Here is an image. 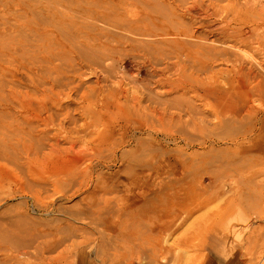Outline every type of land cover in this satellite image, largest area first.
<instances>
[{"label":"rangeland","instance_id":"374dc122","mask_svg":"<svg viewBox=\"0 0 264 264\" xmlns=\"http://www.w3.org/2000/svg\"><path fill=\"white\" fill-rule=\"evenodd\" d=\"M8 23L14 30L0 33V264L25 261L48 241L58 242L51 264H264V122L253 147L233 144L251 125L244 113L253 102L251 113L264 112V98L246 97L254 84L230 62L242 49V61L264 63V0H0V29ZM85 23L95 29L81 35ZM43 24L54 34L48 51L62 52L51 65L29 46L26 28ZM181 24L188 36L164 33ZM241 30L245 44L235 40ZM202 35L226 55L176 50ZM17 39L25 44L12 56ZM206 64L213 75L197 78L205 88L176 87ZM237 106L243 119L231 121Z\"/></svg>","mask_w":264,"mask_h":264},{"label":"bare ground","instance_id":"6f19581e","mask_svg":"<svg viewBox=\"0 0 264 264\" xmlns=\"http://www.w3.org/2000/svg\"><path fill=\"white\" fill-rule=\"evenodd\" d=\"M181 1V0H180ZM196 1V0H195ZM198 1V0H197ZM172 2V1H171ZM194 2V1H193ZM200 4H202V3H200ZM171 5H175L176 6V4H171ZM185 5H186V2H185ZM188 6V5H187ZM186 7V6H185ZM185 7H182L183 9L185 8ZM191 7H194V5H193V3H192V5H191ZM201 7V6H200ZM203 7V6H202ZM181 8V9H182ZM182 9V10H183ZM186 9V8H185ZM188 10H190V8L188 7L187 8ZM196 8L194 7V9H191L192 11L193 10H195ZM191 10H190V12H191ZM186 11V10H185ZM196 11V10H195ZM205 11V10H204ZM87 12V11H86ZM183 13H187V14H189V12H184V11H182ZM197 12V11H196ZM97 13V15H98V18L100 19V21H102L103 20V17H104V14H102V13H100V12H96ZM205 13V12H204ZM58 14V16H57V18H58V20H62L63 19V14L62 15H59V13H57ZM89 14H90V12H87V13H85V17H87V18H89ZM196 15H197V13H195ZM91 15H93V14H91ZM189 15H191V14H189ZM188 15V16H189ZM64 16H65V14H64ZM92 17V16H91ZM192 16H190V18H191ZM95 18H97V16L95 17ZM95 20H97V19H95ZM153 24H154V26L155 25H158V24H156L155 22H152ZM161 23V22H160ZM159 23V24H160ZM180 23V22H179ZM248 23H250V22H248ZM94 24V23H93ZM92 25V24H91ZM91 25H89V24H87V23H85V24H82V26L80 27V28H78V30L80 31V34H81V30L83 29L84 30V34H85V32L87 33V31H89V30H94L95 28H91L90 26ZM188 25V24H187ZM148 26V25H147ZM48 27V24H43L42 26L41 25H38L37 27H34V28H31V27H27L26 29L28 30V33L30 34L29 36H31V35H33L34 37H33V42L32 43H34L35 45H33L32 43H30L29 42V46H33V48L34 49H37V48H39L40 47V49H38V52L39 53H41V54H43L44 55V57H45V59L48 61V63H50V65L51 64H54V60L55 59H57L58 58V56H60L61 55V53L62 52H60V54L59 53H55V55H52L51 54V52H49L48 50H50L51 49V40L52 39H54L52 36L54 35L53 34V31L52 32H50L49 33V36H46L47 35V28ZM150 25L148 26V27H146V29L144 30V32H148L149 30H150ZM153 27V26H152ZM206 27V26H205ZM24 28V27H23ZM169 27H167L166 28V30H164V33H168V32H170V31H174V29L177 31H174V32H176V35H189L188 34V30H186L185 28V24H181L179 27H172V29L171 28H169ZM246 28H247V26H246ZM89 29V30H88ZM186 31H185V30ZM191 29V28H190ZM209 29V28H208ZM253 29V28H252ZM14 30V25L13 24H10V23H8V24H4V26L0 29V33L1 34H3V33H7V34H9V33H11L12 31ZM232 30V29H231ZM235 30V29H234ZM194 31V30H193ZM193 31H192V29H191V32H189V33H191L190 34V36L191 37H193V36H195L194 35V33H193ZM213 31V30H212ZM212 31H211V33H212ZM221 31H222V29H221ZM235 31H237V30H235ZM239 31V30H238ZM25 32V31H24ZM210 32V31H209ZM217 32V31H216ZM79 33V32H78ZM215 33V32H214ZM244 33H246V32H242V30H241V33H236L237 34V36L235 35V33L234 34H231L230 36L232 37V36H236L237 37V39H235L236 41L237 40H239L240 41V44L241 43H243L244 42V44H245V39H247L248 38V36H246L247 38H243L242 37V35L244 36L245 34ZM103 35H104V33H102ZM82 35V34H81ZM141 36H143L144 34H140ZM164 35V34H163ZM225 35H227V34H225L224 32L222 33V32H218V40H219V42H221V45H222V43H226V41H224V39H225ZM249 35V34H248ZM217 36V35H216ZM32 37V36H31ZM35 37H37V38H35ZM93 37H95L96 39V41H100V37H97L96 36V34H94V36ZM93 37H91V38H93ZM206 36L204 35V37H203V35L202 36H198V38H197V36H196V38L199 40V41H197L198 43H185V42H181L177 47H178V49H176L177 51L179 50V53L180 52H182V53H188V54H190V53H200V54H203V52H204V55H205V53H206V55H207V57L206 58H211V59H216L217 58V56H220L221 57V54L222 53H224L225 55H226V49H225V51H223V49H221V47L220 46H217V47H215V48H212V46H211V48H209V46H208V44L205 46V44L204 43H202L201 42V40H203V39H206L205 38ZM230 37V38H231ZM250 37V36H249ZM213 38V37H212ZM234 38V37H233ZM254 39V38H253ZM44 40H46V41H44ZM115 40V39H114ZM257 40V39H256ZM116 42H118L117 40H115ZM193 41V40H192ZM229 41V40H228ZM233 41H234V39H233ZM148 42V41H147ZM238 42V41H237ZM25 44L24 43V41H21V40H19V39H17L16 41H15V43L10 47V49H9V52H10V54L13 56V55H19L20 54V52H21V50H22V48H23V46H21V44ZM71 43V42H70ZM149 43V42H148ZM233 44H234V42H232ZM58 44L59 45H62V43L60 42V41H58ZM237 44V43H236ZM236 44H234V45H236ZM250 44V43H249ZM239 45V44H238ZM233 46V45H232ZM242 46V45H241ZM244 46H246V45H244ZM42 47H45L47 50H42ZM220 47V48H219ZM236 47V46H235ZM223 48V47H222ZM225 48V47H224ZM237 48V47H236ZM239 48V47H238ZM237 48V49H238ZM235 49V48H234ZM234 49H233V51H234ZM229 50V49H228ZM240 50V49H239ZM239 50H237L238 52H240ZM238 52H236V50L234 51V54L232 55V56H234V58L232 59V58H229V56H228V58L229 59H232L230 62L232 63L231 65H232V67L235 69V73L237 74V76L238 75H240L239 77L241 78V79H239V80H242V82L243 83H246V85L248 84V85H252V84H254V86H252V87H248V89L247 90H245L246 91V93H245V95H246V97L247 98H249L250 100H251V102H252V97L253 96H257L258 98H264V63H262V62H258V61H256L255 59L253 60V57H252V60H249V61H242V59H241V57H239L238 56ZM45 53V54H44ZM176 53V52H175ZM178 53V52H177ZM176 53V54H177ZM240 53H242V52H240ZM239 53V54H240ZM48 54H51V56L50 55H48ZM232 54V53H231ZM178 55V54H177ZM196 55V54H195ZM203 55V56H204ZM205 55V56H206ZM242 54H240V56H241ZM188 56V55H187ZM189 57H191V56H189ZM188 57V58H189ZM198 57V56H197ZM223 57V56H222ZM227 57V56H226ZM231 57V56H230ZM244 57H245V54H244ZM250 57V59H251V56H249ZM248 57V58H249ZM219 58V57H218ZM225 58V57H224ZM224 58H223V60H224ZM228 58H226V59H228ZM192 59V58H191ZM244 59V58H243ZM245 59H246V57H245ZM219 60V59H218ZM211 61V60H210ZM217 60H215L214 62H216ZM220 61H221V59H220ZM229 61V60H228ZM205 62V61H204ZM222 62V61H221ZM207 63V62H206ZM205 64V63H204ZM164 68V67H163ZM193 72H194V74H196V76H193L194 74L193 73H191L190 75H188L187 77H183L182 79H179L178 81H177V83H176V85H178V86H176V87H178V89H180V90H185L188 86H192V85H197L198 86V88L200 87V86H202V88H205V86L204 85H202L201 84V82H198V76H199V72H203V73H205V72H209V73H211L212 75H213V73H214V68L212 67V65H200V66H196V68L193 70ZM162 74V73H161ZM207 74V73H206ZM235 75V74H234ZM66 78H68V77H66ZM236 78V77H235ZM70 79V78H69ZM21 80V79H20ZM24 80V79H23ZM22 80V81H23ZM38 80V79H37ZM36 80V81H37ZM66 81L68 82V79H66ZM23 83H25V82H23ZM26 84V83H25ZM234 84V83H233ZM35 85H36V82H35ZM247 85V86H248ZM212 87V86H211ZM201 89V88H200ZM208 91V90H207ZM207 91L205 90V92L207 93ZM227 92H229L230 94L231 93H234L235 94V91H233V90H227ZM123 93V92H122ZM211 92L209 91V93H207V94H209V95H211L210 94ZM217 93V92H216ZM120 94V93H119ZM219 94H222V93H220L219 92ZM113 96H116L117 95V93L116 92H113V94H112ZM121 95V94H120ZM123 95V94H122ZM256 97V98H257ZM217 99V98H216ZM138 100V99H137ZM224 100V99H223ZM248 101V100H247ZM255 101V100H254ZM261 101V100H260ZM218 102V101H217ZM224 102V101H223ZM251 102H250V104H251ZM262 102H264V101H262ZM261 102V103H262ZM254 103V102H253ZM252 103V104H253ZM140 104V103H139ZM251 104V105H252ZM262 104H264V103H262ZM224 105V104H223ZM248 105L249 104H247V107H248ZM249 106V107H251V108H248V111L246 112V113H244V115L246 116V117H251L250 119H251V125L247 128V133L246 134H243L242 135V138H236V139H234V141H233V144L235 145V146H239L240 144H241V142L242 143H246V140L249 142V145L251 146V147H253L252 146V144L251 143H253V141H254V138H252V136L255 134V132L257 131V130H259L258 129V125H259V122H264V112H262V113H258V112H256V114H254V112L253 113H251L250 112V110L252 109V106ZM253 106H254V104H253ZM43 108L44 109H46V107H43V106H39L38 107V111H42L43 110ZM254 109V108H253ZM262 109H264V108H262ZM241 110H242V107H240V106H237L236 108H234L233 109V112L231 113V115H228V116H231V121H242V119H243V117H242V119L240 118V119H238V117L240 116V114H243V113H241ZM225 111V110H224ZM259 115V116H258ZM105 115H103V114H99V119H100V122H103V123H105L106 122V118L104 117ZM245 117V118H246ZM223 119V118H222ZM221 120V119H220ZM221 122V121H220ZM223 122V121H222ZM224 122H226V121H224ZM223 122V123H224ZM227 122H228V120H227ZM235 123V122H234ZM239 123V122H238ZM106 124V123H105ZM218 124V123H217ZM240 124V123H239ZM224 125V124H223ZM216 126H218V125H216ZM221 127V126H220ZM223 127V126H222ZM193 138V137H192ZM79 140V139H78ZM198 140V139H197ZM72 142H74L73 140H72ZM79 143V142H78ZM55 144H57V143H55ZM74 144V143H73ZM212 144V143H211ZM224 144V143H223ZM231 145V144H230ZM57 146H59V145H57ZM262 150H259L258 152H264V148H261ZM83 155V154H82ZM80 157H82V156H80ZM87 158V157H86ZM85 159V158H84ZM68 175V174H67ZM72 176V175H71ZM65 177H67V176H65ZM142 197V199L145 201V200H149V199H147V195L145 196V195H143V196H141ZM150 201V200H149ZM100 211V210H99ZM119 218H121V217H118L117 218V220L119 219ZM123 218H124V216H123ZM122 219V218H121ZM120 219V220H121ZM125 219V218H124ZM128 219V218H127ZM131 220V219H130ZM129 220V221H130ZM121 221H123V220H121ZM120 221V222H121ZM119 222V223H120ZM125 222V221H124ZM123 222V224H125ZM134 222V221H133ZM122 223V222H121ZM127 224H128V221H127ZM126 224V225H127ZM51 233V235H55V233L54 232H50ZM56 247H58V242L57 241H48V242H44V246L41 248V250H43L42 252H39V253H37V254H35L34 256L33 255H28V253L27 252H25L26 253V259H25V261L24 260H22V261H18V263L17 264H23L24 262V264H37V263H34L35 261L36 262H38V263H40L41 262V264H42V262H45L46 261V263L47 264H51V263H53L55 260V257H52V256H49L50 255V253L53 251V250H55V248ZM57 249V248H56ZM47 253L46 255L47 256H45V253ZM44 253V254H43ZM53 253V252H52ZM58 256V255H57ZM29 258H33V262L32 261H29V260H27V259H29ZM4 259V258H3ZM24 259V258H23ZM45 264V263H44ZM67 264V263H66Z\"/></svg>","mask_w":264,"mask_h":264}]
</instances>
